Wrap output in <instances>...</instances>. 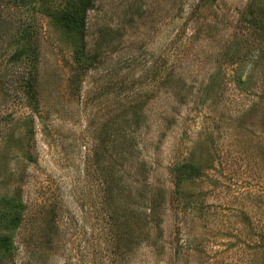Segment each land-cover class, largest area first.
Here are the masks:
<instances>
[{
    "label": "rangeland",
    "instance_id": "obj_1",
    "mask_svg": "<svg viewBox=\"0 0 264 264\" xmlns=\"http://www.w3.org/2000/svg\"><path fill=\"white\" fill-rule=\"evenodd\" d=\"M260 1L94 0L79 71L65 0H0V198L25 205L0 264H264Z\"/></svg>",
    "mask_w": 264,
    "mask_h": 264
},
{
    "label": "trees",
    "instance_id": "obj_2",
    "mask_svg": "<svg viewBox=\"0 0 264 264\" xmlns=\"http://www.w3.org/2000/svg\"><path fill=\"white\" fill-rule=\"evenodd\" d=\"M94 0H65L64 6L53 16L55 25L60 29L63 36L71 43L73 60L77 64L79 71L86 70L90 65L89 54L84 40L86 32V15L88 10L94 7ZM261 2L260 0H257ZM31 0H12V3L19 6L29 4ZM247 23L256 29L264 31V12L262 8H255V3L246 8ZM25 28V27H24ZM21 29L18 39L24 42V48L19 51L18 57H24L27 61L24 69L27 73L24 85L27 93L33 96V84L36 77V57H35V39L25 29ZM5 25L0 17V37L5 34ZM134 138H131V147H136ZM174 183L183 180H191L200 175V167L193 162H182L173 165L170 169ZM162 205V204H161ZM0 206L3 211L0 214V254L10 255L14 251L13 235L20 226L23 219L25 205L21 197H1ZM160 207L152 202L150 213H155ZM263 237V234H261ZM264 245V237L262 240Z\"/></svg>",
    "mask_w": 264,
    "mask_h": 264
}]
</instances>
